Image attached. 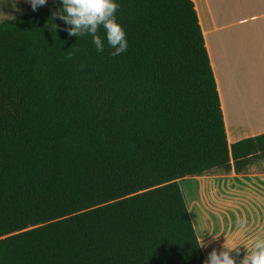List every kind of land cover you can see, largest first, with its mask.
I'll list each match as a JSON object with an SVG mask.
<instances>
[{
  "label": "trees",
  "instance_id": "16d2710c",
  "mask_svg": "<svg viewBox=\"0 0 264 264\" xmlns=\"http://www.w3.org/2000/svg\"><path fill=\"white\" fill-rule=\"evenodd\" d=\"M114 2L115 57L60 4L0 22V264H203L179 180L264 158L228 142L194 1Z\"/></svg>",
  "mask_w": 264,
  "mask_h": 264
},
{
  "label": "crops",
  "instance_id": "0c3cea01",
  "mask_svg": "<svg viewBox=\"0 0 264 264\" xmlns=\"http://www.w3.org/2000/svg\"><path fill=\"white\" fill-rule=\"evenodd\" d=\"M213 67L230 145L264 133V0H193ZM48 0L44 7L54 6ZM0 12H33L25 0H0ZM262 161V162H259ZM243 174L179 180L199 242L208 253L228 243L241 257L264 235V158ZM197 185H196V183ZM197 194V195H196ZM197 196V197H196ZM238 221H243L241 227ZM235 256L236 254L233 253Z\"/></svg>",
  "mask_w": 264,
  "mask_h": 264
},
{
  "label": "clouds",
  "instance_id": "9594fccd",
  "mask_svg": "<svg viewBox=\"0 0 264 264\" xmlns=\"http://www.w3.org/2000/svg\"><path fill=\"white\" fill-rule=\"evenodd\" d=\"M25 2L35 12L40 7L46 6L48 0H25ZM56 3L57 0H53V4ZM59 4L61 5L59 8L51 10L50 19L63 21L66 25L63 31H66L70 37L91 35L97 52H103V40L97 35L98 29L102 26L106 33L107 43L113 49L110 52L111 56H119L127 50L126 33L115 16L120 6L114 0H59ZM54 26L56 30L58 25L54 24ZM73 55L69 51L68 58L71 59ZM81 67L84 66L81 65ZM238 223L243 227V221H238ZM250 245V247H245L246 252L241 257L239 247H229L226 241L219 251L213 248L203 260V264H264V235L254 236ZM208 246L203 239L199 248L206 249ZM233 253L236 255L234 256Z\"/></svg>",
  "mask_w": 264,
  "mask_h": 264
},
{
  "label": "rangeland",
  "instance_id": "374dc122",
  "mask_svg": "<svg viewBox=\"0 0 264 264\" xmlns=\"http://www.w3.org/2000/svg\"><path fill=\"white\" fill-rule=\"evenodd\" d=\"M25 14H27V13H25V12L22 13V15H25ZM16 17H19V16L11 15V12H0V22L10 20V19H13ZM259 162H262V161H259ZM229 174L230 173L226 174L222 171H212V172H209V173L202 175V177H203V180H205V181H215V180H221V179L229 178ZM196 185H197V183H196Z\"/></svg>",
  "mask_w": 264,
  "mask_h": 264
}]
</instances>
